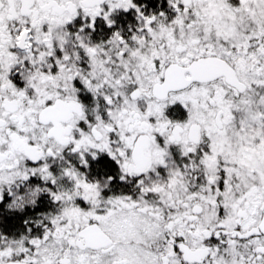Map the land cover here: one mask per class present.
I'll list each match as a JSON object with an SVG mask.
<instances>
[{
    "label": "clouds",
    "instance_id": "1",
    "mask_svg": "<svg viewBox=\"0 0 264 264\" xmlns=\"http://www.w3.org/2000/svg\"><path fill=\"white\" fill-rule=\"evenodd\" d=\"M261 48L264 0H0V264H163L176 237L197 264H246Z\"/></svg>",
    "mask_w": 264,
    "mask_h": 264
},
{
    "label": "snow or ice",
    "instance_id": "2",
    "mask_svg": "<svg viewBox=\"0 0 264 264\" xmlns=\"http://www.w3.org/2000/svg\"><path fill=\"white\" fill-rule=\"evenodd\" d=\"M261 51H264V48H261ZM253 56L256 55V53L253 51L251 53ZM226 55H228L229 57L232 55V53H226ZM213 61L209 60V61H204L201 60L200 63H212ZM159 63V62H157ZM214 63H216L217 65L221 66L224 69L228 68L227 62L224 61L222 58L220 60H216ZM186 78L191 81L195 77L192 72H188ZM241 87H243V85H241ZM179 99H185L184 97H180ZM187 101L185 100V103ZM229 115H231V113H229ZM209 179H215V177H210ZM225 180H221L220 181V187L224 188L225 187ZM255 211V209H253ZM221 215H223L224 209L223 207H221L220 209ZM220 224L222 227H227V220L226 219H222L220 221ZM245 227H247V225H245ZM95 228L94 225H88L87 228L84 230V232L82 233V235H86L89 237V241L90 243H92L93 246L95 247H101L103 246L106 242L102 241V240H98L95 239L92 236V232L93 229ZM59 231V229L57 230ZM259 232V229H252L251 232L249 233H245V232H238V233H234L233 235H238L240 237H246V236H256L257 233ZM205 235L207 237H211L213 240H215L217 237H220L222 235H224V233L217 231L215 233L210 232L205 230ZM73 243H76L75 240L72 241ZM39 241L38 240H33V244L36 245L38 244ZM229 243L235 244L237 243L236 240H231L229 241ZM252 249H251V255L249 257V259L247 260L246 264H264V240H260V239H256L253 240L252 242ZM81 247H84L85 244L83 242L80 243ZM107 250V249H105ZM25 252H27V250H24ZM202 253L204 254H211L210 253V249L205 247L201 250ZM5 253H7L9 256L13 255V249L12 248H7V249H0V256H3ZM178 254L180 256H182L183 258V262L184 264H197V262L201 259H203V255H193L191 252V249L183 242L182 237H176L175 239L172 240V242L169 244L167 251L165 253V255L163 256V264H170L169 262V258L170 257H177ZM32 259H34L33 257L27 256L25 255L23 259H15L12 261V264H31ZM81 260V264H87V261L85 260V257L82 255L80 257ZM47 264H51V262H47ZM62 264H71V260L68 258H65L62 261ZM119 264H127L126 261H122L119 262ZM173 264H176V262H173Z\"/></svg>",
    "mask_w": 264,
    "mask_h": 264
}]
</instances>
